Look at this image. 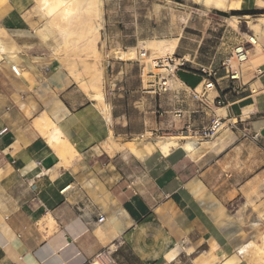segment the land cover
<instances>
[{
	"label": "crops",
	"instance_id": "crops-1",
	"mask_svg": "<svg viewBox=\"0 0 264 264\" xmlns=\"http://www.w3.org/2000/svg\"><path fill=\"white\" fill-rule=\"evenodd\" d=\"M34 4L0 0V28L20 47L22 62L15 67L20 76L0 64V264L264 260L247 250L264 243V62L257 63L264 55L244 65L253 71L250 80L232 81L219 56L202 60L203 39L193 49L183 34L172 39L177 58L214 70L213 98L222 105L209 108L188 91L205 81L194 66L177 72L184 89L156 96L143 92L138 65L109 62L108 121L66 69L46 62L32 26ZM221 108L226 129L191 155L181 147L141 161L129 151L134 159L101 150L111 134L124 144L145 132L177 136L186 124L205 128ZM178 109L185 119H174ZM39 117L50 119L77 155L62 160L35 126Z\"/></svg>",
	"mask_w": 264,
	"mask_h": 264
},
{
	"label": "rangeland",
	"instance_id": "rangeland-1",
	"mask_svg": "<svg viewBox=\"0 0 264 264\" xmlns=\"http://www.w3.org/2000/svg\"><path fill=\"white\" fill-rule=\"evenodd\" d=\"M232 1L237 3L233 5ZM262 1L264 2V0H204L203 2H198L197 0H103L105 27L101 30V39L99 40L100 42H98V50L103 52V56L104 53H109V58H105L103 62V69L106 76L104 78L102 87L107 105L109 106L107 97V63L124 60L125 62L138 65L140 71V65L135 61L137 59V53L141 48L139 46L140 41H166L175 39L183 34L182 36L184 37V45L186 48L193 49L196 45H198V41L203 39L202 51L200 52L202 60L209 61L211 60L209 58L217 55L222 59V66L224 62H227V60L231 59L233 55H235V51L240 45L247 46V49L250 51L254 50L251 53L249 52L251 61L253 57L259 56L261 54L264 55V25L260 28L257 26L261 23V21H264V4ZM38 3L39 2L35 0L32 16L36 15L38 18L35 20L36 23L32 26L43 42L42 52L44 53L46 62H57L59 65L62 64L61 66L63 67V62H60V59L61 57L64 58V50L65 53L72 54L73 58H77L79 53H81V55H86V53L80 52L78 49V47L82 44L80 43L81 40L86 36V29L84 28V30L82 28L83 26H77V28L74 27V30H68L64 34L55 33L54 31L52 32V30L49 28L46 29L45 17L42 15V11ZM65 3L70 8H75V4L71 3V0H65ZM240 8H243L241 9L242 11L257 10L258 13L256 15L248 16L233 15V12H240L238 11ZM28 21L30 22L31 20L28 19ZM6 34L8 36H6ZM252 35H255L258 41L256 48L253 49L247 45L245 41ZM0 36H6L7 39H4L9 40L8 42L10 44L11 42H14L12 37L3 28H0ZM6 40L4 41L7 43ZM45 41L48 43H54V46H52V48L49 47ZM135 48L136 56L134 60L121 58L116 59L114 56H112L113 52H130ZM19 52L20 50L18 53ZM151 52L152 51H148L152 58L165 57V54L156 53L153 55ZM174 56L176 57V55ZM56 57L59 60H57ZM186 59L190 60L189 57ZM251 61L247 63V68L253 66ZM263 62V59L257 60L258 64ZM230 64L236 71L240 70L241 66L243 67L246 65V63L239 62L236 57H234ZM188 65L196 67L200 73L205 76L201 72V67L195 66V64L191 62L188 63ZM63 68L69 72V69L65 66ZM225 68L226 67H224V69ZM228 71L229 70L226 69L223 71V73L227 74ZM220 74L221 72L219 75ZM214 75L215 74L213 73L212 77ZM242 76L244 77V81L247 82L252 78L253 71L244 72ZM77 84L81 89L80 84ZM202 85L203 84H201L197 89L199 92H201ZM175 88L185 87L180 84H175ZM83 92L88 96L84 90ZM210 94H212L210 97L213 98L214 92H211ZM88 97L91 98L90 95ZM167 136L169 135H165V137ZM179 137L182 138L183 136L181 135ZM118 141L122 143L120 140ZM141 141L151 146H155L157 143L152 142V140H141L139 138H136L132 142L140 143ZM101 150L106 152L103 146L101 147ZM117 155L118 154L109 156L115 158ZM125 155H129L134 159V157L128 152H125ZM254 245L255 244L251 242L248 245L251 246V248L249 249L247 247L249 256L252 258L262 257L258 251L264 250V243H261L260 246ZM252 264H264V260H257Z\"/></svg>",
	"mask_w": 264,
	"mask_h": 264
},
{
	"label": "bare ground",
	"instance_id": "bare-ground-1",
	"mask_svg": "<svg viewBox=\"0 0 264 264\" xmlns=\"http://www.w3.org/2000/svg\"><path fill=\"white\" fill-rule=\"evenodd\" d=\"M197 1L203 2L204 0H197ZM37 2H39L38 5L40 6L42 15L45 17L46 29L49 28L52 30V32L54 31L55 33H59V34H64L68 30L69 31L74 30V27L77 28V26H81V27L83 26L82 28L86 29V30L84 29L86 31V36L85 37L83 36L84 40L83 39H82L83 41L81 40L80 43L82 44L78 47L79 51L86 53V55L85 54L81 55V53H79L77 55L78 56L77 58H73L72 54L65 53L64 50L63 53L65 55L64 58L60 56L61 57L60 62H63V65L69 69V74L73 77L76 83L80 84L81 90L83 89L88 94V96L90 95L91 99L97 103L96 105L101 111L102 115L106 119H108V121L111 120L110 119L111 108L110 106L107 105L105 101V97L102 89L103 81L106 76L103 69V62L105 58L106 59L107 57L109 58V53L106 54L104 53L103 56L102 55L103 52H100V50H98V42H100L99 40L101 39L100 38L101 30L105 27L103 0H71V3L75 4V8H70L69 6H67L65 0H37ZM236 3L237 2L232 1L233 5H235ZM263 25H264V21H261V23L257 26L258 28H260ZM6 36L8 35L6 34ZM6 36L4 37L0 36V64L8 63L14 66L15 68L16 66L21 64V60L18 55L19 54L18 51L20 50V47L15 42H11L10 44L8 42L9 40H6L7 39ZM3 39L6 40L7 43H9L10 45L7 44ZM75 42H79V41H75ZM46 44H48L49 47L51 48L52 46H54V43L52 42L51 43L46 42ZM139 46L142 48V49L140 48L141 50L152 51L151 53L153 55L156 53L165 54V56L173 55L177 46V40H166V41L146 40V41H140ZM135 52H136V48L132 49L130 52H124V53L113 52L112 56H114V58L116 59L121 58L127 60H134L136 56ZM148 62H151V59H149ZM175 84L183 85L182 82L180 81L179 82L173 81V86H175ZM214 90H215V86L212 83V92H214ZM216 111L219 117L225 116V109L221 108V109H217ZM35 126H37L38 129H40V131H42L43 134H48L50 145L55 150L60 151V156L62 157L61 158L62 160L65 159L66 156H70V153L77 155L74 152L72 145L66 139L62 138L61 133L58 130L57 126H55V124L50 119L46 117H39ZM147 140H151V139H147ZM180 140H185L187 142L181 145L179 143ZM103 146L105 151L111 156H114L116 154L125 151H129L134 157L143 161L146 158H148L151 154H153L155 151L156 152L159 151L163 155L168 156L172 152L176 151L181 147L184 148V150L191 155L196 145L194 142L190 141V138H186V137L181 138L178 135L164 137L161 140H159L155 146L147 145L143 141H141L140 143L123 144L120 143L118 140H116L114 135L111 134L110 137L104 142ZM249 247L250 246H248V248ZM258 253L263 256L264 250H259ZM172 256H173L172 253L168 255L169 258H172ZM104 263H106V261L102 263L98 259L95 260L92 264H104Z\"/></svg>",
	"mask_w": 264,
	"mask_h": 264
},
{
	"label": "built area",
	"instance_id": "built-area-1",
	"mask_svg": "<svg viewBox=\"0 0 264 264\" xmlns=\"http://www.w3.org/2000/svg\"><path fill=\"white\" fill-rule=\"evenodd\" d=\"M245 41L247 45H249L252 49L256 48V45L258 44L255 35L248 37V39H246ZM249 52L250 50L247 49V46L240 45L236 49L235 55H233L231 59L227 60V62L223 63V66L226 67L225 69L229 70L227 75L231 77L232 81H239L245 71H243L244 69L242 66L240 67V70H234L232 65L230 64L231 61L234 59V57H236L239 62L248 63L251 61ZM149 59H151V62H148ZM135 61L140 65V79L144 93L159 96L167 92L176 91V89H184L175 88V86H173V81H180L178 79L179 77L177 75V72L179 69H185L188 63H190L189 60H186L185 58H177L174 55H168L163 58H151V55L148 53V51L140 49L137 53V59ZM12 71L17 76H20V74L15 70L14 67H12ZM201 72L205 75V81L203 82L201 92H199L198 90H194L192 92L190 89H188V91L191 92L192 98L208 108L209 103H212L214 105H222V101L220 98L214 99L209 95L212 92L213 82L211 81V77L214 73V70L212 68L201 67ZM182 86L185 87L184 84ZM107 95L112 96L113 91H108ZM173 117L176 120H183L185 119V112L181 109L175 110L173 112ZM230 126H233V124H231ZM226 127V120L222 117L216 116L211 121L209 126L202 129H195L190 124H186L183 130H181V133L178 134V136L182 135L183 137L190 138L191 142H194L197 148L203 143L215 140L226 129ZM165 135L166 134H164V131L162 130L151 131L145 132L144 134L140 135L139 139H151L153 142H158L159 140L164 138ZM255 138H257V136H255ZM103 222H105V217L100 216L98 219V223Z\"/></svg>",
	"mask_w": 264,
	"mask_h": 264
},
{
	"label": "trees",
	"instance_id": "trees-1",
	"mask_svg": "<svg viewBox=\"0 0 264 264\" xmlns=\"http://www.w3.org/2000/svg\"><path fill=\"white\" fill-rule=\"evenodd\" d=\"M257 13H258L257 10H252V11L233 12V15H238V16H242V15H256Z\"/></svg>",
	"mask_w": 264,
	"mask_h": 264
}]
</instances>
